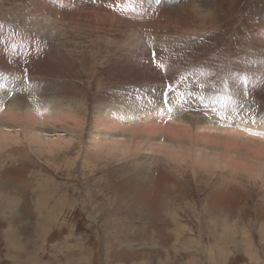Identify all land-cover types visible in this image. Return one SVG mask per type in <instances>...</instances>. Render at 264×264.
Returning a JSON list of instances; mask_svg holds the SVG:
<instances>
[{
	"label": "rangeland",
	"instance_id": "obj_1",
	"mask_svg": "<svg viewBox=\"0 0 264 264\" xmlns=\"http://www.w3.org/2000/svg\"><path fill=\"white\" fill-rule=\"evenodd\" d=\"M263 31L264 0H0V121L50 138L0 148V264H264V153L259 172L252 151L207 169L100 147L164 96L205 115L222 93L255 104L244 136L264 140Z\"/></svg>",
	"mask_w": 264,
	"mask_h": 264
},
{
	"label": "bare ground",
	"instance_id": "obj_2",
	"mask_svg": "<svg viewBox=\"0 0 264 264\" xmlns=\"http://www.w3.org/2000/svg\"><path fill=\"white\" fill-rule=\"evenodd\" d=\"M260 34L263 35L262 33H260ZM263 39H264V37H263ZM15 71H17V70H15ZM229 79H231V78H229ZM220 84H221V82H220ZM223 84H225V83H223ZM184 85L186 87L189 86V84L186 82H184ZM193 86H191V87H193ZM191 87H189V88H191ZM214 88H212V89H214ZM208 91H210V89H208ZM0 92H1V90H0ZM211 92H213V91L211 90L210 93ZM227 92H229V91L227 90ZM219 93H222V92H219ZM232 94H233V92H232ZM206 95H208V94H197L196 95V101L197 102L203 101V99L205 98ZM188 96L193 97V95H191V94H189ZM149 102L150 101L148 100V101H145L142 103L139 101V99H138V102H136L135 99L133 98L132 100L127 101V105H128V107H130V109H129L130 111L119 110V113L124 111V112H127L128 114L131 115V114L135 113V111H138V109H139V108L137 109L138 106L136 107L134 105L139 104V103H142V104H140L143 107V108H141V111H145L147 105H149ZM247 103H248V101L246 98L236 97V96H234V94H233V96H223V93L220 95H213V96H211V98L207 99V101H206V105H207L208 109L211 110V112L207 113L208 112L207 111L206 112L207 114L205 113V115H203V113L196 114L195 111L194 112L188 111L185 114L184 112L181 111L182 109L180 107L176 109V106H172V107L167 106L168 109H164L163 106H160V105L155 106L154 104L151 103L155 107L151 106L149 108V111L141 113L144 115L143 118H142V116H140L141 127H143L142 132H140L139 130H135V131L132 130L130 137H128L127 139H124V140L122 139L123 141L121 139H117L116 138L117 135H112V137H114V138L110 141V143L103 142L102 145H100V147L102 150H104L103 152H106L108 155L111 154L112 151H114V152L116 151V152L121 153L123 155H127L130 153H135L136 147H138V149L141 150L142 147L144 146L143 148L149 149L150 151H153V153H154V149H155V152H157L159 155H161V156L157 157V159L162 158L164 160H170V161H172V160L181 161V160L185 159V156H189V157H193V160L195 161V163L197 165H199V167L202 166V168L205 167L207 169H212V168L214 169V167H217L219 164H221V163H223V161H225L227 163V166H231L232 169H237L238 168L237 165H240V162H241L240 160H243V159L247 160L246 156H248V157L251 156L252 159H250L251 157L248 159L253 161L255 159L259 160L261 157V153H264V140H261L262 141L261 142V141H259L260 139L259 140L257 139L256 135L251 134V133H254L253 132V130H254L253 125L252 126L250 125L253 120H252V117L251 116L249 117L248 113L246 112V111L252 110V108L255 106V104L252 107L249 106L248 108L244 109L243 105L244 104L247 105ZM57 105H58V102L56 104L53 101L52 105H50V106H52L51 108L56 111L58 108ZM39 107L41 108V106H39ZM262 107L264 108V101H262ZM172 108H174V109H172ZM162 109H163V112H166L165 114H159L158 113ZM10 110H12V109L9 108V111ZM55 111H53V112H55ZM188 113H190L191 115L192 114H195V115L194 116L192 115L191 118L188 117L189 119H187L185 117ZM32 114L34 115V113H32ZM51 114H53V113H51ZM120 116L118 118H120ZM132 116H136V115L133 114ZM263 116H264V114H263ZM162 119H164L168 122H171L170 124L166 125V133L162 135V136H165L163 139V140H165V143L160 144L159 147H158L159 143H157L156 148L155 147L153 148V145L151 142V140H152L151 137H155L156 135H158L160 138L161 133H162L161 124H163ZM36 120L37 119L32 118V116L30 117V116H27V114H24L23 116L20 115V116L15 117V118H13V117L9 118L7 121H10V125H5L4 122L0 121V138L4 140V143L2 144V146H0V148L4 147V146H9L15 142H19L21 140L22 134L24 136H26L27 139L29 138L30 142H31V140H33V141H35V140L49 141L50 138H48L46 136V133L44 134L42 132V129L37 126V125H39L41 127L40 123ZM122 122H124V120H122ZM260 124L261 125L258 124L259 126H258L257 130H259L261 128L260 129V131H261L264 128V122L262 119H260ZM239 125H240V127L243 126V128H238ZM112 128H113V126H112ZM245 129L251 130V133H250L251 136L250 135L249 136L254 138V139H249L250 137L248 138V137L244 136V134L246 133ZM109 130H111V129H109ZM12 131H14V134ZM71 133L74 135V132H71ZM261 135L264 139V135L262 133H261ZM60 137H63V136L60 135ZM255 138L257 140H255ZM95 142H97V141H95ZM98 144H100V143H98ZM95 145H96V143H95ZM195 146L198 147V151H195ZM245 151H247V152L252 151L254 153V155L245 154L246 155L245 156L244 155ZM196 152L198 153V156L195 155ZM263 159H264V156H263V158H261V160H262L261 162L263 163V167H264ZM193 160H192V163H194ZM250 166H251L252 170L255 169L259 172L263 168L256 161H253ZM259 168H261V169H259ZM239 169H241V168H239ZM138 170H140V169L138 168Z\"/></svg>",
	"mask_w": 264,
	"mask_h": 264
}]
</instances>
